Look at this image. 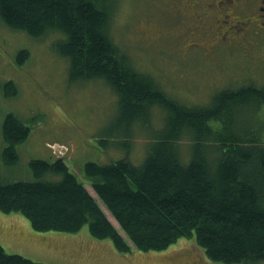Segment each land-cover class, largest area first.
I'll list each match as a JSON object with an SVG mask.
<instances>
[{
    "label": "trees",
    "instance_id": "1",
    "mask_svg": "<svg viewBox=\"0 0 264 264\" xmlns=\"http://www.w3.org/2000/svg\"><path fill=\"white\" fill-rule=\"evenodd\" d=\"M109 3L0 0V21L31 37L61 33L55 49L69 61L70 82L104 80L117 95L119 123L142 120L148 107L160 106L166 114L164 130L152 135L139 165L124 157L108 164L87 162L82 179L62 159H31L32 180L0 183V212L21 215L38 233L71 234L86 225L92 238L129 252L87 183L139 251H160L187 238L211 261L264 264V141L229 128L232 107L264 104V88L224 90L205 107L181 105L138 73L113 42ZM27 56L19 51L17 65ZM5 89V97L17 93L13 83ZM29 132L15 115H6L0 157L5 167L18 163L16 147ZM183 138L191 142L188 155L179 149ZM0 264L42 263L9 254L0 245Z\"/></svg>",
    "mask_w": 264,
    "mask_h": 264
},
{
    "label": "rangeland",
    "instance_id": "2",
    "mask_svg": "<svg viewBox=\"0 0 264 264\" xmlns=\"http://www.w3.org/2000/svg\"><path fill=\"white\" fill-rule=\"evenodd\" d=\"M109 6L108 33L113 42L138 73L181 105L205 107L224 90L249 85L264 88L263 48L223 47L213 53L184 49L193 19L177 10L172 0H110ZM63 37L55 30L31 37L0 21V157L6 115H15L30 128L27 139L16 147L18 163L5 167L0 158V183L32 180L28 162L49 160V151L57 153L47 143L71 147L69 160L66 155L64 162L80 179L87 162L106 164L109 158L120 156L139 165L152 135L164 130L166 114L160 106L148 107L142 120L119 123L117 95L104 80L70 82L69 61L55 49ZM21 50L28 56L17 65ZM8 83L17 88L11 97H5ZM263 115L262 102L239 104L232 107L229 128L264 141ZM190 144L184 138L179 141L182 154L188 155ZM104 214L130 246L129 252L117 251L110 240L92 238L86 225L71 234L38 233L21 215L1 212L0 245L9 254L42 264H222L209 260L187 238L160 251H139L109 212Z\"/></svg>",
    "mask_w": 264,
    "mask_h": 264
},
{
    "label": "flooded vegetation",
    "instance_id": "3",
    "mask_svg": "<svg viewBox=\"0 0 264 264\" xmlns=\"http://www.w3.org/2000/svg\"><path fill=\"white\" fill-rule=\"evenodd\" d=\"M193 22L184 49L213 53L223 47L264 49V0H172Z\"/></svg>",
    "mask_w": 264,
    "mask_h": 264
},
{
    "label": "crops",
    "instance_id": "4",
    "mask_svg": "<svg viewBox=\"0 0 264 264\" xmlns=\"http://www.w3.org/2000/svg\"><path fill=\"white\" fill-rule=\"evenodd\" d=\"M49 154H50V158L52 159L53 158V156H52V154H51V152L49 151ZM106 156H108V154H106ZM69 157L70 156H68L67 157V159L69 160ZM49 158V159H50ZM120 158H123V157H116V158H114V159H110L109 158V160H110V162H108V163H111V162H113V161H115V160H117V159H120ZM108 163H106V164H108ZM68 167H70L73 171H74V169L72 168V166H70V165H68V164H66ZM84 166V165H83ZM82 170H83V167H82ZM82 170H81V172H82ZM75 172V171H74ZM84 186H85V184H84ZM85 188H86V186H85ZM86 190L89 192V194L94 198V199H96V201H97V205L99 206V205H101L102 207H103V210H102V212L104 213L105 211L106 212H108L107 211V209H106V207L103 205V203L97 198V196L94 194V192L92 191V189H91V187L89 186V189H87L86 188ZM99 208H100V206H99ZM101 209V208H100ZM111 216V215H110ZM179 241V240H178Z\"/></svg>",
    "mask_w": 264,
    "mask_h": 264
},
{
    "label": "bare ground",
    "instance_id": "5",
    "mask_svg": "<svg viewBox=\"0 0 264 264\" xmlns=\"http://www.w3.org/2000/svg\"><path fill=\"white\" fill-rule=\"evenodd\" d=\"M52 154V156H53V158H59V159H62L63 161L65 160V157H66V155H64V154H53V153H51ZM70 168V167H69ZM72 170V169H71ZM73 171V170H72ZM74 172V171H73ZM75 173V172H74ZM76 174V173H75ZM112 220H113V218H112ZM114 221V220H113ZM112 224V223H111Z\"/></svg>",
    "mask_w": 264,
    "mask_h": 264
}]
</instances>
